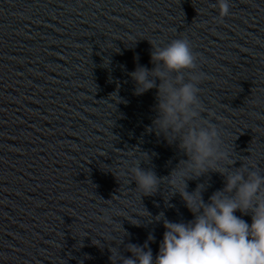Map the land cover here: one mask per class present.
<instances>
[{"label":"water","instance_id":"95a60500","mask_svg":"<svg viewBox=\"0 0 264 264\" xmlns=\"http://www.w3.org/2000/svg\"><path fill=\"white\" fill-rule=\"evenodd\" d=\"M215 5L0 0V264H124L130 245L155 258L164 229L154 218L193 219L169 184L188 161L189 128L214 127L227 154L223 175L187 179L189 193L205 185L206 203L228 174L264 176V0H228L223 17ZM173 39L189 42L192 69L151 62ZM140 67L153 87L136 94ZM177 77L196 88L195 115L161 131L158 87H179ZM137 167L157 179L149 195Z\"/></svg>","mask_w":264,"mask_h":264},{"label":"clouds","instance_id":"9594fccd","mask_svg":"<svg viewBox=\"0 0 264 264\" xmlns=\"http://www.w3.org/2000/svg\"><path fill=\"white\" fill-rule=\"evenodd\" d=\"M218 15L228 14V0H216ZM166 72H179L194 67V55L185 39H173L164 47H156L150 56ZM148 71L142 67L130 73L135 81L136 94L153 87ZM162 77L164 73L154 71ZM194 81L200 76L192 77ZM173 87L165 82L158 87L163 100L158 104L160 118L156 121L161 131H179L195 115L190 106L195 103L193 83H179ZM217 132L214 127L189 128L181 137L179 147L188 156L183 167L170 174L169 184L180 195L184 206L192 214L188 222H170L158 214L154 219L164 229L155 258L146 246H129L135 259L124 264H264V176L256 172L242 174L237 170L228 174L221 191L214 192L205 203L200 196L205 185H197L191 193L185 181L211 170L223 175L224 169L216 163L227 154L217 151ZM137 189L144 195L155 191L157 179L151 172L133 169ZM225 193H231L228 196ZM248 214L249 222L240 216ZM151 235L148 240H151Z\"/></svg>","mask_w":264,"mask_h":264}]
</instances>
